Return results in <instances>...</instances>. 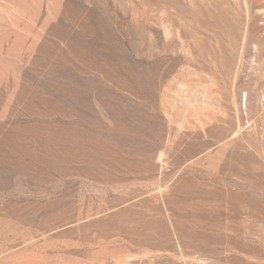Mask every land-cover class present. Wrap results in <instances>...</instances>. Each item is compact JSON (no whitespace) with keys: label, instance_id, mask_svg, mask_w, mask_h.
Listing matches in <instances>:
<instances>
[{"label":"rangeland","instance_id":"374dc122","mask_svg":"<svg viewBox=\"0 0 264 264\" xmlns=\"http://www.w3.org/2000/svg\"><path fill=\"white\" fill-rule=\"evenodd\" d=\"M0 264H264V0H0Z\"/></svg>","mask_w":264,"mask_h":264}]
</instances>
